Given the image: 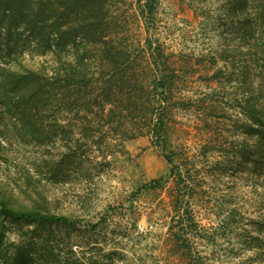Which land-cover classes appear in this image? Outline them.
Here are the masks:
<instances>
[{"label":"rangeland","instance_id":"1","mask_svg":"<svg viewBox=\"0 0 264 264\" xmlns=\"http://www.w3.org/2000/svg\"><path fill=\"white\" fill-rule=\"evenodd\" d=\"M105 2L109 17L102 32L114 38L112 46L125 50L133 62L141 60L145 69L151 61L149 42L164 54L174 78L166 119L167 138L175 148L192 158L211 142L217 158L220 150L230 154L244 140L255 144L253 137L234 132V122L251 85L264 106V56L258 63L254 60V44L264 37V30L257 28L253 36L249 31V38L242 39L241 22L244 14L256 13V0L238 7L234 0H155L153 13L146 12V1ZM83 47L93 56L102 48L87 42ZM75 55L70 50L69 57ZM24 63L39 68L53 64V57L27 51ZM138 66L132 68L140 70ZM146 71L144 76L149 77ZM98 72L103 82L114 74ZM146 90L145 102L151 97ZM110 108L97 116L92 108L80 115L60 113L58 124L70 132L69 140L53 138L48 144L18 135L15 117L0 108L5 156L0 158V193L27 205L36 192L41 193L40 203L47 198L51 212L73 221L71 227H53L49 237L55 250L53 264H198L199 257L206 264H264L252 263L246 235L240 233L244 216L254 210L253 179L245 167L216 177L209 168L193 169L197 191L191 201L211 241L178 243L177 225L173 222L169 228L170 166L144 117L132 118L125 112L121 118L116 112L109 123ZM66 144L72 147L69 153ZM162 178L161 186L151 187L153 180ZM236 206L241 212L238 226L223 222ZM11 238L16 240V235ZM188 245L194 257L185 248Z\"/></svg>","mask_w":264,"mask_h":264},{"label":"trees","instance_id":"2","mask_svg":"<svg viewBox=\"0 0 264 264\" xmlns=\"http://www.w3.org/2000/svg\"><path fill=\"white\" fill-rule=\"evenodd\" d=\"M138 1H146V12L153 13L155 0ZM247 2L234 0L233 4L238 7ZM256 7L255 14H244L243 40L249 38V31L253 36L257 28L261 32L264 30V0H256ZM108 11L105 0H0V108L15 117L14 128L18 135L40 144H48L53 138L69 140L70 132L58 124V115L62 112L80 115L92 108L97 116L109 105V123L115 121L118 113L121 118L125 112L132 118L138 114L144 117L161 157L170 166L173 186L169 193V228L172 229L173 222L177 225L178 243L182 239L197 245L201 240L211 241L209 230L197 218L192 205L197 191V181L191 178L193 169L209 168L216 177L245 167L253 179L254 210L253 214L244 216L246 223L240 233L246 235L247 246L253 253L252 263L264 261V106L255 87L250 86L244 102L238 105L241 116L234 122V132L253 137L255 144L244 140L230 154L220 150L221 156L215 158L217 149L209 142L192 158L185 157V152L175 148L167 138L166 103L174 78L168 73L163 52L149 42L151 61L148 68L141 67V60L133 62L125 56V50L112 46L114 38L105 37L102 32ZM83 42L101 45L99 55H91ZM254 47V60L258 63L264 56L263 36L256 40ZM70 50H75L74 57H69ZM27 51L32 56L35 53L51 55L53 64H43L39 68L26 65L24 55ZM135 64L140 70L132 68ZM120 68L122 71L118 73ZM98 69L114 74L103 82L98 77ZM145 70L149 77L144 76ZM146 88L151 93L147 102L144 100ZM84 117L90 120L89 114ZM65 147L67 153L72 151L69 144ZM3 151L0 142V158ZM211 158H215L214 161ZM163 180H153L150 185L153 188L161 186ZM41 197V193L36 192L27 205V202L18 204L14 196L0 193V264H53L56 261L55 250L49 246L53 227H71L73 221L68 216L51 212L47 198L40 203ZM239 216L241 212L236 206L230 209L223 222L238 226ZM13 235L16 240H12ZM185 248L194 257L192 246ZM198 264H206L203 257H199Z\"/></svg>","mask_w":264,"mask_h":264}]
</instances>
